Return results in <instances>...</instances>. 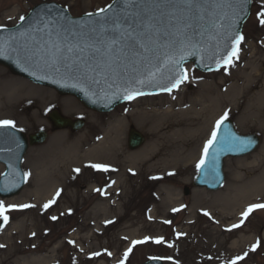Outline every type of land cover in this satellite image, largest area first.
<instances>
[{"label": "rangeland", "instance_id": "rangeland-1", "mask_svg": "<svg viewBox=\"0 0 264 264\" xmlns=\"http://www.w3.org/2000/svg\"><path fill=\"white\" fill-rule=\"evenodd\" d=\"M52 1L66 7L74 16L98 12L112 2V0H0V28L17 25L21 21L20 18L25 17L35 5ZM262 12H264V0H252V12L243 28L244 39L241 42L238 55L234 57L228 67L218 72L204 74L190 64L186 67L187 78L177 90L167 94L136 98L107 114L88 110L77 99L62 96L52 89L36 86L26 79L15 76L9 69L0 65V71H5L9 77L20 80L30 87L44 90L40 91L44 92L42 94L29 88L27 91L30 98L37 99L44 96L48 100L56 99L54 104L44 105L41 119L34 116L38 111L36 107L31 111L28 109L23 115L12 112L5 118H0V121H13L15 127L27 135L41 129L47 130L50 135L45 144L31 147L25 157L23 167L27 183L24 190L18 196L8 199L0 198V201L7 207L11 199L18 198L28 191L32 180L38 179L39 174L46 173L48 176L52 171H57L62 176V180L73 182L74 188L71 191L80 193L78 205L82 207L79 212L65 216L61 223L58 221L49 222V218L54 215V207L47 209L42 207L44 221H47V236L37 241L25 242L24 246L30 244L37 246V251L26 250L18 255H13L12 260L21 259V264H24L31 262L32 259L54 254L55 260L50 264H141L153 257H162L166 260L165 264H264V208L252 209L247 217L244 216V213L248 212L252 205H264V197H259L243 205L240 215L234 220L236 227L211 232L210 228H207L208 219L205 214L196 216L195 224L189 227L186 224L190 212L196 204V191L200 190L205 193L207 196L205 200L210 201L215 194L229 192L226 191L230 189L232 177L235 174L245 176L246 172H251V177L254 178L264 170V127L261 125L256 128L242 127L241 112L239 114L227 112V118L235 122L240 133L260 135L262 144L251 155L243 158H231L226 161V181L222 189L210 192L206 189L194 188L191 189L189 195L184 193L185 187H192V181L198 173L197 165L203 157L204 146L211 139L217 121L221 120L225 113L219 114L214 119L203 137L202 134H197L196 139L186 141L183 144L184 147L182 145V149L178 150L182 153L185 152L186 156L195 154L193 167L186 174L179 175L177 168H166L163 157L167 153L165 150L157 151L153 160L154 163H159L155 172L157 175L156 185L144 188L129 205L121 210L119 216L113 217L114 222L104 224L99 229L96 228L98 230L80 231L79 229L82 217L108 193L112 181L117 176L116 171L119 164L122 161L126 162V157L138 155L146 146L153 144L150 134L137 125L136 114L140 111V107L148 106L151 100L162 96L173 99L176 92H181L183 98L186 95V101L197 98L202 88L218 86L229 77L230 72H238L247 63L258 64L264 54V50L261 48L259 54L258 49L261 43L264 44V38L260 39V34L264 30V26L260 24V19L264 18L260 16ZM241 53L246 57L237 67L235 65L240 59ZM248 71L250 72L251 69ZM71 100L76 102L77 107H74ZM53 109H58L74 119L84 118L87 123L86 127L77 133L69 130L54 131L48 118L49 112ZM121 119H124V130L120 136L121 141L119 144H115L113 139L117 135L114 134L113 127ZM131 127L146 136L145 145L137 151L128 149V134ZM93 164L104 165L107 170H97L91 167ZM124 166H130L128 161ZM0 168L1 176L5 168L2 164H0ZM76 169H79V172ZM165 188L178 195V205L169 210L166 218L160 217V223H153L151 214L154 212V206L160 202V197L156 193ZM88 190V194L83 197V193ZM64 192L68 194V191L64 190L61 195ZM58 193L57 190L55 196L57 202H60L61 195ZM23 205L27 204L18 202L14 208L5 213L8 217L7 222L3 217H0V245H3L0 247V264H7L8 251L13 244V240L9 241L7 238L15 225L24 219L30 211L29 207L24 208ZM205 208L207 209V207ZM242 237L251 240L245 247L239 248L234 255L229 253L231 243ZM88 238H91L92 241L90 242ZM69 239L71 241L65 244V241ZM225 239L227 242H223ZM16 240H21V238L17 237ZM157 240L161 242L156 243ZM137 241H141V243H135ZM53 251L54 253H52ZM170 258L174 259V262H169ZM83 259H87V261L84 262ZM219 259L229 260L222 263Z\"/></svg>", "mask_w": 264, "mask_h": 264}, {"label": "bare ground", "instance_id": "bare-ground-1", "mask_svg": "<svg viewBox=\"0 0 264 264\" xmlns=\"http://www.w3.org/2000/svg\"><path fill=\"white\" fill-rule=\"evenodd\" d=\"M262 38H264V30L260 34V39ZM260 48L264 50L263 43L259 45V54ZM245 57L241 53L235 66H240ZM29 88H33L30 90L35 92L44 91L43 89L30 87V85L20 80L9 77L5 71H0V118H5L7 114L12 112L23 115L28 109L30 111L35 109L34 107L38 109L34 116H38L39 119L42 118L44 105H52L56 99L48 100L44 96L37 99L30 98L27 91ZM40 93L43 94L44 92ZM185 98L186 95L183 98L181 92H176L173 99L162 96L151 100L148 106L140 107V111L136 114L138 118L137 125L150 134L153 144L146 146L138 155L126 157V162L122 161L119 164L116 171L117 176L112 181L108 193L82 217L79 225L80 231L98 230L104 224L114 222L113 217L119 216L121 210L129 205L144 188L149 185L151 187L156 185L157 175H155V172L159 163H154L153 160L155 159L154 156L157 155L155 154L157 151L165 150L167 153L163 157L166 168H177L179 175L186 174L193 167L195 154L186 156L185 152L182 153L178 150L182 149V145L186 141L196 139L197 134H202L203 137L219 114L227 112L239 114L241 112L242 127L256 128L260 125L264 127V54H262L258 64L247 63L238 72H230L229 77L218 86L202 88L197 98L187 101ZM71 102L74 107H77L76 102L72 100ZM123 120H119L117 125L113 127V132L117 135L113 139L115 144H119L121 141L120 136L124 130ZM127 161L130 164L129 167L124 166ZM51 173L48 176L46 173L39 174L38 179L32 180L30 188L25 194L11 199L7 204V206H14L18 202H23L29 205L30 208L27 216L15 225L7 238L9 241L13 240V244L8 251V257L11 259L6 260L7 264H21V259L12 260L13 255H18L26 250L37 251L38 249L33 244L24 246L25 242L37 241L47 236V221H44L42 210L54 207V215L49 218V222L58 221L61 223L65 216L79 212L82 209L78 205L80 193L71 191L74 188L73 182L62 180V176L57 171ZM251 176V172H246L245 176L235 174L232 177L230 189L226 191L229 192L215 194L210 201L205 200L207 197L205 193L200 190L196 191V204L190 212L189 220L186 221L187 226L196 223V216L207 213V215L205 214L208 219L207 228H210L211 232L223 231L233 227L234 220L240 215L243 205L259 197H264V170L254 178ZM57 190L59 195L64 190L68 191V194L64 192L61 195V204L56 200L55 192ZM232 191H234V194H232ZM88 192L89 190L83 193V197ZM156 194L159 195L160 202L153 208L151 221L160 223L159 218H166L169 210L178 205L179 198L168 188L159 190ZM17 237H20L21 240L15 241ZM88 239H90V242L92 241L91 238ZM249 240L251 239L242 237L235 242L233 241L229 247V253L231 252L234 255L239 248L245 247L250 242ZM69 241L71 240H66L65 244ZM223 242H227V239ZM54 260L55 255L53 254L32 259L31 262L24 264H50ZM219 260L224 263L229 259ZM83 261L86 262L87 259H83Z\"/></svg>", "mask_w": 264, "mask_h": 264}, {"label": "water", "instance_id": "water-1", "mask_svg": "<svg viewBox=\"0 0 264 264\" xmlns=\"http://www.w3.org/2000/svg\"><path fill=\"white\" fill-rule=\"evenodd\" d=\"M251 6V0H247L244 10L239 13L236 23L230 28L232 33L242 35L243 25L250 16ZM41 10L48 12L49 16H66L71 21L76 22L99 19L95 15L92 17L88 15L74 17L67 9L57 3L43 2L35 6L17 26L2 28L3 30H0V38L6 39L11 34L19 35L25 32V30L32 28L35 24L36 13ZM114 10H109V12ZM103 15L106 14L101 13V16ZM230 23V20H225V27L227 28ZM65 26L79 30V24H66ZM32 35L36 38V41H39V48L31 37L26 39L21 38L17 45L18 51H8L0 55V64L8 67L14 74L25 77L36 84L53 88L63 95L75 96L86 107L100 113L110 112L118 105L129 101L124 98L126 88L138 89L144 95L169 92L164 90L166 87L171 88V91L176 89L171 87L172 78H178V76L174 71L175 65L168 62L170 55H174V58L180 62L181 67L179 71L185 73L184 65L186 63H193L200 71L211 72L225 66L222 63V58L234 47V38L226 37L223 30L217 33L210 24L205 23L203 26L198 27V34L194 37L193 42L196 47L188 49V52L193 54H187L186 52L185 58L182 61H180L178 54L173 53L172 49L160 46L154 52L149 53L147 60L139 63L136 71H131L130 69L128 75L120 78L109 76L106 79L104 75L93 72L89 73L86 79H81L79 74L73 73L69 75L63 66H61L60 72H56L52 66L45 63L46 54H44L43 48L49 37L43 31H33ZM51 39L53 41L56 40V36L53 35ZM48 46L50 47V45ZM153 73L155 74L154 76L151 75ZM138 79H145L146 82L141 85L137 82ZM149 79L151 80L150 83L147 82ZM50 120L56 129L71 128L73 131L81 130L85 124L83 120L73 121L65 118L57 111L50 114ZM233 136L239 137L248 146L244 147L239 141L235 144L231 143V137ZM47 138L48 134L45 131H40L39 133L30 135L28 142L26 135L19 130L13 127L0 128V162L6 167V172L0 178L1 198H10L21 192L25 185L22 162L28 145L35 146L42 144ZM144 142V136L136 130L131 129L129 148L136 150ZM259 144L260 138L257 135H242L236 130L232 120H224L217 131V141L209 150L208 159L205 165L199 169V175L196 177L193 185L205 187L209 190L219 189L223 185L225 178L223 171L224 160L227 157L248 155L254 152ZM213 155L215 156L214 159ZM189 192V188H186L185 193L189 194ZM145 264L163 263L160 259H153Z\"/></svg>", "mask_w": 264, "mask_h": 264}, {"label": "snow or ice", "instance_id": "snow-or-ice-1", "mask_svg": "<svg viewBox=\"0 0 264 264\" xmlns=\"http://www.w3.org/2000/svg\"><path fill=\"white\" fill-rule=\"evenodd\" d=\"M246 3L247 0H113L107 8H102L95 14H87L89 17L95 15L99 19L85 22L71 21L66 16L52 17L48 12L41 10L36 13L32 28L19 35L11 34L6 39L0 38V55L8 51H18L17 45L21 38L31 37L39 48V41H36L32 33L43 31L49 37L43 48L46 54L45 63L52 66L56 72H60L63 66L69 75L76 73L81 79H86L88 74L93 72L104 75L106 79L109 76L120 78L128 75L130 69L136 71L139 63L147 60L149 53L160 46L172 49L182 61L186 52L193 54L188 52V49L196 47L193 41L198 34V27L208 23L217 33L223 30L226 37L234 38L233 49L222 58V63L227 66L231 64L232 58L238 55V45L244 39L243 35L232 33L230 28L236 23V18L244 10ZM112 9L115 10L109 12ZM101 13L106 15L101 16ZM260 16L264 17V12L260 13ZM20 19L23 21L25 18L22 16ZM225 20L231 21L227 28ZM66 24H79V30L66 27ZM260 24L264 26V18L260 19ZM53 35L56 36L54 41L51 39ZM168 62L175 65L174 71L178 76L172 78L171 87L178 88L187 77L184 72L179 71L181 65L174 55L168 57ZM137 82L143 85L146 80L138 79ZM147 82L150 83L151 80ZM164 90L171 91V88L166 87ZM125 92L124 98L128 100L144 95L138 89L126 88ZM225 119L227 113L217 121L216 131H213L211 139L205 144L198 169L205 165L209 150L217 141V131ZM3 127H15V124L13 121L3 120L0 121V128ZM237 141L244 147L248 146L239 137H231V143L235 144ZM91 167L107 170L100 164H93ZM76 171L79 172V169ZM14 207H5L0 201V217H3L5 222L8 220L5 213ZM22 207L27 208L29 205ZM254 208H264V205H252L244 216L247 217Z\"/></svg>", "mask_w": 264, "mask_h": 264}]
</instances>
